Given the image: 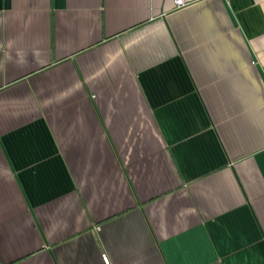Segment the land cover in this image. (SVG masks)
Masks as SVG:
<instances>
[{
	"label": "crops",
	"instance_id": "1",
	"mask_svg": "<svg viewBox=\"0 0 264 264\" xmlns=\"http://www.w3.org/2000/svg\"><path fill=\"white\" fill-rule=\"evenodd\" d=\"M0 264H264V0H0Z\"/></svg>",
	"mask_w": 264,
	"mask_h": 264
},
{
	"label": "built area",
	"instance_id": "2",
	"mask_svg": "<svg viewBox=\"0 0 264 264\" xmlns=\"http://www.w3.org/2000/svg\"><path fill=\"white\" fill-rule=\"evenodd\" d=\"M174 1V4H175V7H181V6H184L190 2H193L195 0H173Z\"/></svg>",
	"mask_w": 264,
	"mask_h": 264
}]
</instances>
